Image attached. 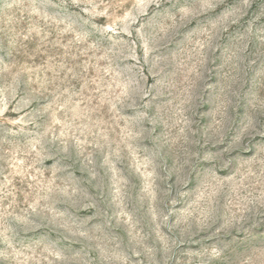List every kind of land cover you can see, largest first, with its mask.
I'll return each mask as SVG.
<instances>
[{"label": "rangeland", "instance_id": "rangeland-1", "mask_svg": "<svg viewBox=\"0 0 264 264\" xmlns=\"http://www.w3.org/2000/svg\"><path fill=\"white\" fill-rule=\"evenodd\" d=\"M0 264H264V0H0Z\"/></svg>", "mask_w": 264, "mask_h": 264}]
</instances>
